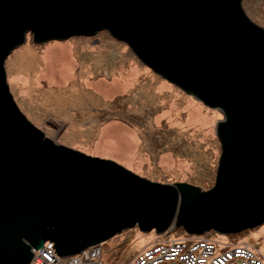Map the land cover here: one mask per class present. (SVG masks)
Returning a JSON list of instances; mask_svg holds the SVG:
<instances>
[{"label": "water", "instance_id": "95a60500", "mask_svg": "<svg viewBox=\"0 0 264 264\" xmlns=\"http://www.w3.org/2000/svg\"><path fill=\"white\" fill-rule=\"evenodd\" d=\"M241 0H0V264L59 257L138 224L228 233L264 222V29ZM107 30L153 71L217 108L213 189L157 183L58 144L15 104L4 60L26 34L41 44Z\"/></svg>", "mask_w": 264, "mask_h": 264}, {"label": "rangeland", "instance_id": "374dc122", "mask_svg": "<svg viewBox=\"0 0 264 264\" xmlns=\"http://www.w3.org/2000/svg\"><path fill=\"white\" fill-rule=\"evenodd\" d=\"M264 29V0H241ZM12 98L26 119L54 142L109 159L157 183L185 182L206 190L215 180L221 112L208 107L144 64L107 30L41 44L26 34L4 60ZM250 245L264 261V222L249 229L162 232L138 224L101 242L85 264H129L153 242L179 237Z\"/></svg>", "mask_w": 264, "mask_h": 264}, {"label": "built area", "instance_id": "2783aa9c", "mask_svg": "<svg viewBox=\"0 0 264 264\" xmlns=\"http://www.w3.org/2000/svg\"><path fill=\"white\" fill-rule=\"evenodd\" d=\"M217 242L205 238L191 239L188 236L155 241L138 253L129 264H264L260 254L248 244L225 246ZM52 244L46 241L38 250L33 249L29 264H85L86 259L83 257L95 254V247H89L78 254L59 257Z\"/></svg>", "mask_w": 264, "mask_h": 264}, {"label": "trees", "instance_id": "16d2710c", "mask_svg": "<svg viewBox=\"0 0 264 264\" xmlns=\"http://www.w3.org/2000/svg\"><path fill=\"white\" fill-rule=\"evenodd\" d=\"M177 86V85H176ZM178 87V86H177ZM181 90H183V89H181ZM185 93H187V94H189V95H193V90H183ZM220 146H221V143H220ZM220 155H221V149H220ZM220 155H219V158H218V161H217V168H216V173H215V176L217 175V170H218V165H219V159H220ZM215 182H216V177H215V180H214V184L212 185V187L211 188H209V189H207L206 191H208V190H210V189H213L214 188V186H215ZM175 183H177V182H175ZM177 226H181V225H179V224H176Z\"/></svg>", "mask_w": 264, "mask_h": 264}, {"label": "bare ground", "instance_id": "6f19581e", "mask_svg": "<svg viewBox=\"0 0 264 264\" xmlns=\"http://www.w3.org/2000/svg\"><path fill=\"white\" fill-rule=\"evenodd\" d=\"M190 185H192V184H190ZM194 186H196V185H194ZM198 187H199V186H198ZM202 190H203V189H202ZM206 190H207V189H206ZM206 190H204V191H206ZM179 238H185V237H179ZM99 245H100V243L97 245V247H95V249L93 248V249L95 250L94 253H96V250L98 251V249H99ZM88 248H89V247H88ZM144 249H145V248H143V250H144ZM143 250H142V251H143ZM83 251H84V250H83ZM142 251H141V252H142ZM32 252H33V249H32ZM135 256H136V255H135ZM135 256L133 257V259L135 258ZM133 259L130 261V263L133 261Z\"/></svg>", "mask_w": 264, "mask_h": 264}]
</instances>
